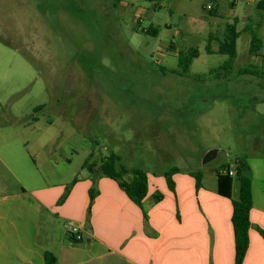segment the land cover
<instances>
[{
  "label": "rangeland",
  "instance_id": "1",
  "mask_svg": "<svg viewBox=\"0 0 264 264\" xmlns=\"http://www.w3.org/2000/svg\"><path fill=\"white\" fill-rule=\"evenodd\" d=\"M259 1L218 0L212 16L214 0H0V155L9 167L0 189L51 190L89 175L85 163L99 166L114 152L150 175L177 166L202 170L208 180L244 159L254 165L258 195L264 75L238 71L250 64L264 70V44L258 56L248 54L252 33L243 31L261 21L264 40ZM236 16L238 55L232 72L216 77L209 71L228 55L206 51L209 20L223 23L214 30L217 49ZM191 48L201 54L183 74L178 53ZM212 149L216 157L204 163ZM239 193L234 176L233 196Z\"/></svg>",
  "mask_w": 264,
  "mask_h": 264
},
{
  "label": "crops",
  "instance_id": "2",
  "mask_svg": "<svg viewBox=\"0 0 264 264\" xmlns=\"http://www.w3.org/2000/svg\"><path fill=\"white\" fill-rule=\"evenodd\" d=\"M214 2L217 12L212 16H218V0ZM235 19L239 23L240 18ZM218 20H209L212 31L208 39L213 37V41L218 38L214 30H221L223 24ZM257 25L262 26V22ZM245 27L243 31L250 32ZM218 48L219 45L211 50ZM246 58L247 55L243 60ZM235 163L230 165L234 176ZM247 163L251 169L253 207L250 245L243 264H264V236L260 231L264 230V189L256 195L255 168ZM1 166V174L9 171L2 155ZM213 171L216 174L211 180L202 171L199 188L192 172H177L173 176L175 190L170 189L164 173L148 174V194L144 198L147 226L142 208L108 176L97 177L98 194L91 205L90 224L87 212L93 185L91 173L77 177L62 204L58 200L73 179L51 186V190H31L24 184L15 190L0 189V264H48L47 252L56 256L53 264H235L232 216L236 198L233 190L232 198L219 194L218 169ZM156 194L162 198L157 199ZM74 222L82 235L78 243L68 240Z\"/></svg>",
  "mask_w": 264,
  "mask_h": 264
},
{
  "label": "trees",
  "instance_id": "3",
  "mask_svg": "<svg viewBox=\"0 0 264 264\" xmlns=\"http://www.w3.org/2000/svg\"><path fill=\"white\" fill-rule=\"evenodd\" d=\"M150 2H157L158 0H146ZM157 4V3H156ZM158 4L156 5V8ZM260 9H264V0L258 3ZM209 9L211 15H216V8L212 6ZM238 20L235 19L232 23L228 24L225 29L224 39L220 42L218 52L221 54L228 55V59L221 64L220 66L213 68L209 71V74H215L216 77H227L234 67V61L237 57V40L240 35V32L237 29ZM247 30H250L252 33L250 53L252 55L258 56L262 46L263 40L259 36L258 28H253L250 25L245 27ZM146 32L153 33L157 35L159 30L157 28L149 27ZM213 37L208 39V44L206 46V51L213 53L211 50V43ZM200 56V51L197 48H191L188 51H179V68L183 74H186L190 71L191 65L194 59ZM164 73L167 72L165 68H162ZM224 71V74L222 72ZM239 75H252L260 76L264 75V70H260L258 66L250 64L239 69ZM39 108V107H38ZM84 164V167H88L90 173L93 176V185L90 188V200L88 214H87V223L90 224V215H91V205L95 197L98 194L97 188V177L99 176H108L118 182L120 187L128 194V196L136 202L143 210L145 225L149 224V216L146 208L144 207V198L148 194V173L142 168H128L121 163V156L117 153H111L103 161H101L99 166H96L92 163ZM180 169L177 166L171 167L169 170L164 172V176L168 182V185L171 190H175V181L174 174L179 172ZM230 165L222 166L218 170V192L219 194L232 198V190L234 183V175L229 174ZM132 175V176H131ZM192 175L196 178L197 188L202 185L203 172L197 171L192 172ZM124 176H131L129 180H126ZM235 176L240 182V195L238 199H233V216L232 223L234 227L235 234V264H243L250 245V236L249 230L252 226L250 211L253 207V192H252V177L251 169L247 161L244 159H238L235 163ZM77 181V178H74L69 184L66 185L64 193L58 200V204H62L68 197L70 190L72 189L74 183ZM157 199H161V194H156ZM264 236V230H260ZM68 240L72 242H79L80 240L75 239V237L68 235ZM46 261L48 264H53L56 261V256L50 252L46 253Z\"/></svg>",
  "mask_w": 264,
  "mask_h": 264
},
{
  "label": "built area",
  "instance_id": "4",
  "mask_svg": "<svg viewBox=\"0 0 264 264\" xmlns=\"http://www.w3.org/2000/svg\"><path fill=\"white\" fill-rule=\"evenodd\" d=\"M212 6L213 5L210 4L208 6V8H211ZM229 174L234 175V172L232 170H230ZM69 233L71 236L75 237V239H77V240L82 238V235L79 233V229L75 224H71Z\"/></svg>",
  "mask_w": 264,
  "mask_h": 264
},
{
  "label": "water",
  "instance_id": "5",
  "mask_svg": "<svg viewBox=\"0 0 264 264\" xmlns=\"http://www.w3.org/2000/svg\"><path fill=\"white\" fill-rule=\"evenodd\" d=\"M216 154H217V150L216 149L209 150L205 154L203 162L207 163V162L211 161L213 158H215Z\"/></svg>",
  "mask_w": 264,
  "mask_h": 264
}]
</instances>
